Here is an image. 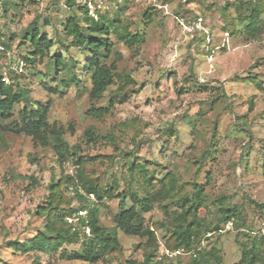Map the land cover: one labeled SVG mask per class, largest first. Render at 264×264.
<instances>
[{
  "label": "rangeland",
  "instance_id": "obj_1",
  "mask_svg": "<svg viewBox=\"0 0 264 264\" xmlns=\"http://www.w3.org/2000/svg\"><path fill=\"white\" fill-rule=\"evenodd\" d=\"M72 1L71 9L67 0H0V36L11 49L31 56L33 47L23 44L22 35L37 19L54 43L49 56L26 67L24 83L35 107H49L50 124L64 129L71 149L61 162L23 134H1L0 264H141L150 251L164 264H189L213 250L220 264H237L251 239L263 256L258 264H264V0L254 4L259 14L253 31L247 29L248 0ZM79 7L95 20H117L110 58L100 62H116L122 79L97 100L89 97L85 71L92 56L63 34ZM126 31L138 40L122 37ZM75 71L81 83L67 88L63 81ZM23 106H16L9 123ZM94 107L108 114L91 118ZM132 163L146 173L130 171ZM79 171L104 188H118L117 194L130 190L139 196L157 193L174 176L175 200L157 199L134 222L150 229L153 239L118 230V249L95 263L75 259L84 241L63 244L56 253L11 249L42 229L37 209L46 207L52 184L61 185L58 198L72 201L63 212L78 207L65 181L71 178L84 193ZM200 186L202 206L191 228L196 243L173 250L172 227L183 214L178 198L192 201ZM90 201L98 203L99 225L113 228L119 199ZM127 202L133 206L130 197ZM225 209L239 211L232 225L222 221ZM192 219L184 216L177 225L185 229Z\"/></svg>",
  "mask_w": 264,
  "mask_h": 264
},
{
  "label": "trees",
  "instance_id": "obj_2",
  "mask_svg": "<svg viewBox=\"0 0 264 264\" xmlns=\"http://www.w3.org/2000/svg\"><path fill=\"white\" fill-rule=\"evenodd\" d=\"M244 2V0H240ZM256 3H262V0H248L245 4L250 7V22L248 30L253 31V26L259 14V9L256 8ZM69 8H73L74 2L67 0ZM17 5H13L16 7ZM80 8V7H79ZM72 16L66 19L63 25V34L66 38L71 39L72 46L80 48L83 52L89 53L92 58L87 61L86 72L90 74V92L91 100L100 99L107 90L114 85L116 80H121L122 76L118 72L116 62L112 64H104L100 59H109L111 49L113 48L110 40V33L117 20L108 18L106 15H101L98 20L88 15V9H78ZM122 37L131 38L132 34L127 31ZM133 41H137L138 37L133 36ZM23 44L29 43L33 47L31 56L23 57L18 51V55L22 58L26 67L37 63V58L42 59L50 55L51 49L54 46L52 40L41 33V24L39 19L34 21L29 28L22 35ZM3 37L0 36V43L11 49V45ZM57 66L61 64V59H57ZM27 71V70H26ZM77 71L69 80H64L63 84L68 88L73 84H80ZM27 80V73L16 77L13 85H7L0 80V136L5 133H14L18 135H25L32 139L35 147L51 149L59 160L62 162L66 160L71 154V149L68 142L65 140V131L56 125L49 122V107H35L30 99L29 90L26 88L24 82ZM23 103V108L17 113V117L8 122L14 117L15 109L18 104ZM108 114L106 108H93L88 115L94 119H102ZM89 136H92L91 131H87ZM74 154V153H73ZM77 165H82L81 158L76 159ZM263 176H264V161H263ZM130 171L142 173L146 171L141 166L131 164ZM79 178L81 181V188L72 184V179L67 178L65 181L66 188L72 190L74 198L78 200V207H72L68 210L62 209L64 206H71L72 201L66 198H58V191L61 185H51V195L47 197L46 207H39L37 213L44 218L42 229L31 240L26 242H13L11 249L16 252H38V253H56L63 244H74L84 241V250L76 253L75 259L82 260L88 263H95L106 253L117 250L119 242L117 240V231L121 230L127 235L148 237L153 239V234L142 223L136 225L141 218V213L151 210L152 205L157 199H170L171 202L175 200V177L170 176L168 183H163L162 189L155 194H149L144 191V196H139L130 190H124L117 194L118 188L110 189L104 188L96 179H91L85 176L82 171H79ZM53 182H56L53 180ZM195 186H198L196 183ZM204 193V188L200 186L197 195L192 201L188 196H180L178 204L183 209V214L179 218L193 217L192 221L183 229L182 224L175 225L173 228V238L176 243L173 245V250L180 248L191 249L196 243V235L192 233V226L197 221V214L201 208L202 199L200 194ZM94 196L99 202L105 198L119 199L118 214L114 219V227L106 228L99 225V209L97 204L90 201V197ZM133 201V206L128 207V198ZM263 207V206H258ZM82 212H86L83 216ZM222 221L224 224L233 222L239 216V211L225 209L223 210ZM78 218L79 220L74 224L68 223V218ZM84 228L90 229V234H86ZM264 241V237L262 238ZM252 245H244L241 260L237 264H258L262 257L258 251V243L253 239ZM153 252H147L146 258L141 264H164L163 261L154 259ZM196 257L189 264H220L221 258L213 251L202 252L196 254ZM137 264V263H132Z\"/></svg>",
  "mask_w": 264,
  "mask_h": 264
},
{
  "label": "built area",
  "instance_id": "obj_3",
  "mask_svg": "<svg viewBox=\"0 0 264 264\" xmlns=\"http://www.w3.org/2000/svg\"><path fill=\"white\" fill-rule=\"evenodd\" d=\"M25 73V63L22 58L17 54L14 49L7 48L4 44L0 43V80L7 84L13 85L16 81V77ZM94 198V196H91ZM86 212H82L81 215H85ZM69 224L76 223L79 219L68 218ZM233 222L229 224L232 225ZM86 234H90L89 228H84ZM181 253L178 252L177 255Z\"/></svg>",
  "mask_w": 264,
  "mask_h": 264
}]
</instances>
